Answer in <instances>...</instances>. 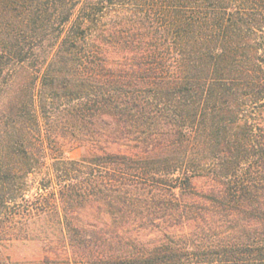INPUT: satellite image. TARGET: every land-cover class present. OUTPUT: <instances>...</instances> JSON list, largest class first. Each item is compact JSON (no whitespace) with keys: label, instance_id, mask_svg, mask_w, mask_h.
<instances>
[{"label":"trees","instance_id":"16d2710c","mask_svg":"<svg viewBox=\"0 0 264 264\" xmlns=\"http://www.w3.org/2000/svg\"><path fill=\"white\" fill-rule=\"evenodd\" d=\"M0 264H264V0H0Z\"/></svg>","mask_w":264,"mask_h":264},{"label":"rangeland","instance_id":"374dc122","mask_svg":"<svg viewBox=\"0 0 264 264\" xmlns=\"http://www.w3.org/2000/svg\"><path fill=\"white\" fill-rule=\"evenodd\" d=\"M83 149L82 148H74L68 152V156L72 158H78L82 155Z\"/></svg>","mask_w":264,"mask_h":264}]
</instances>
